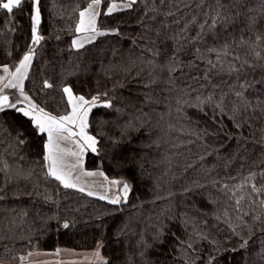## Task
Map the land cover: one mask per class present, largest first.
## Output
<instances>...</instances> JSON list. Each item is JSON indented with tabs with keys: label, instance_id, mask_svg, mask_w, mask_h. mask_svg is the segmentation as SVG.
<instances>
[{
	"label": "trees",
	"instance_id": "obj_1",
	"mask_svg": "<svg viewBox=\"0 0 264 264\" xmlns=\"http://www.w3.org/2000/svg\"><path fill=\"white\" fill-rule=\"evenodd\" d=\"M117 1L101 0L106 34L79 49L91 0H41L36 45L30 0L0 11V66L33 48L24 91L57 117L64 87L99 97L84 167L130 186L119 204L63 187L47 135L0 115V264L98 245L107 264H264V0H137L106 15Z\"/></svg>",
	"mask_w": 264,
	"mask_h": 264
},
{
	"label": "snow or ice",
	"instance_id": "obj_2",
	"mask_svg": "<svg viewBox=\"0 0 264 264\" xmlns=\"http://www.w3.org/2000/svg\"><path fill=\"white\" fill-rule=\"evenodd\" d=\"M31 11L29 13L31 20V41L33 45L39 44L43 39L41 35L38 34V27L41 23V11L40 2L41 0H30ZM25 0H0V11H4L6 14H13L15 9H21ZM137 3V0H124L121 5L112 4L107 8L106 15H110L115 9L120 7L121 9H130L133 5ZM101 6V0H91L88 6L79 12V20L75 28L76 33L85 34L82 38L74 39L72 45L74 48H82L85 43H91L95 40L96 36H102L106 33L100 30L97 26V18L100 12L97 9ZM218 19V17H217ZM217 19H214L213 26L217 23ZM259 39V37L257 38ZM214 51V49H213ZM34 52L33 48L23 56L19 64L15 67L14 72H10L7 66H4L2 71L6 75H0V115L6 113L9 110L15 111L20 117L27 119L30 122V126L35 130L37 135H47V142L44 144V149L46 155L44 160L49 162L48 175L59 181L65 188H75L77 185L72 182L71 179V169L80 167V160L85 148L91 149V151L96 152L97 140L95 137L88 135L86 132L87 128V117L92 106H95L96 101L99 97H92L91 101L86 100L84 96H75L72 93L70 87H64L63 92L68 97V104L71 106V113L67 115H61L59 117L51 115L44 111L43 108H39L28 95L24 92V80L27 78L28 69L31 64L32 54ZM256 56L259 57L260 53L257 52ZM238 59V57H237ZM247 63V61H245ZM234 71H239V69H233ZM45 87H51L50 84L45 82ZM242 87H244L242 85ZM6 89H15L18 92V96L14 101H10L8 94H5ZM236 95L240 97L242 94L237 92ZM22 102H27L23 106ZM88 105L89 107H85ZM106 106H111L107 104ZM219 107V106H217ZM78 127V132H74L72 127ZM18 136L21 137L20 143H24L23 129H18ZM79 136L80 139L75 141L76 147L79 149L78 152L68 153L71 156L76 157V163L67 164L63 161L62 157L65 155L64 150L60 148V142L68 140L70 137ZM67 169V170H66ZM103 175V173H99ZM86 176H94L97 173L87 172L84 173ZM107 179V178H105ZM112 185H116L118 181H110ZM80 191H84V188H79ZM255 191V186H253ZM129 185L124 183L121 188V193L123 194L125 200L129 193ZM88 195H95V193L88 192ZM99 199H108L111 204H119L121 201V196L116 195L112 198H108L106 195H100ZM240 201L237 200V204ZM63 227L65 229L69 228L68 223H64ZM102 245H98L97 250L93 253L99 264H107V261L101 256L99 248ZM59 250H57V255ZM32 255V253H29ZM25 259L24 257L21 258Z\"/></svg>",
	"mask_w": 264,
	"mask_h": 264
},
{
	"label": "rangeland",
	"instance_id": "obj_3",
	"mask_svg": "<svg viewBox=\"0 0 264 264\" xmlns=\"http://www.w3.org/2000/svg\"><path fill=\"white\" fill-rule=\"evenodd\" d=\"M124 2V1H123ZM123 2H112L110 5H112V4H117V5H121ZM109 5V6H110ZM120 10H123V9H121L120 7H118L117 9H115L112 13H114V12H117V11H120ZM97 11H99L100 13H101V6L97 9ZM100 16V15H99ZM99 18V17H98ZM98 18H97V24H98ZM83 35H85V34H81V33H78V35H77V38L76 39H78V38H82V36ZM97 37H99V36H96V38ZM95 38V39H96ZM93 42V41H92ZM85 44H89V43H85ZM84 44V45H85ZM32 57H33V55H32ZM31 62H32V60H31ZM19 64V63H18ZM31 65V64H30ZM3 67L4 66H0V75H6L5 73H3V71H2V69H3ZM8 67V66H7ZM9 68V71L10 72H14L15 71V68H10V67H8ZM30 68V67H29ZM28 71H29V69H28ZM25 81V80H24ZM24 83V82H23ZM25 92V91H24ZM5 94H8L9 96H12V100L11 101H14L15 99H16V97L18 96V92L15 90V89H6L5 90ZM25 94H26V92H25ZM26 95H28V94H26ZM74 95V94H73ZM66 98H67V100H68V97H67V95H66ZM27 102H22V104L21 105H18V106H23L24 104H26ZM95 106H96V104H95ZM95 106H92L91 107V110L89 111V113H88V117H87V128L85 129L86 130V132H87V134L88 135H91L90 133H89V127H88V125H89V118H90V114H91V111H92V109L95 107ZM85 107H89L88 105H85ZM71 111H72V109H71V106H70V111L67 113V114H70L71 113ZM67 114H65V115H67ZM69 127H72V130L74 131V132H78V127H73V126H71V125H69ZM92 136V135H91ZM78 138H80L79 136H78ZM77 140H79V139H77ZM70 140H65L64 142L63 141H61V144H60V148L62 149V150H64V153H65V155L62 157V159L63 158H65V159H68V158H70V157H72L71 155H69L68 154V151L69 152H73V151H78L77 149L76 150H73L72 151V148L71 147H69V145H71L70 144V142H69ZM69 143V144H68ZM88 150H91V149H88ZM47 163H49L48 161H47ZM49 166V165H48ZM73 173H77V171H75V169H74V171H73ZM73 178H75L74 177V175L72 174L71 175V179H73ZM77 181H76V183L77 184H82L83 185V183H84V181H83V183H80V181H81V176L79 177V178H77L76 179ZM90 181H92L93 183H101V181L99 180V181H97V182H95V178H90L89 179ZM117 181V180H116ZM110 182V181H109ZM109 182H107L106 184H105V186L108 184V185H112V184H110ZM118 184H116L117 186H118V188H122V186H123V184L124 183H127V182H125V181H122V180H118ZM128 184V183H127ZM116 185H113L114 187L116 186ZM129 185V184H128ZM102 189H106V191H108V188H107V186L106 187H103ZM121 190V189H120ZM109 191H112L111 193H114L113 192V190L112 189H109ZM117 193H119V191H117ZM122 194V193H121ZM123 195V194H122ZM111 196H113V195H111ZM121 196V195H120ZM124 197V196H123ZM57 250H59V254L57 255ZM57 250H55V251H53V252H43V251H40V250H38L37 248H34V249H32V250H30V252H28L27 254H25L23 257L25 258V259H20V261L18 262V264H89V263H99V261H97L96 260V258H95V256L93 255V253L97 250V249H95V250H93V251H75V250H72V249H67V248H59V249H57ZM29 253H32V255H29ZM102 256V255H101Z\"/></svg>",
	"mask_w": 264,
	"mask_h": 264
},
{
	"label": "crops",
	"instance_id": "obj_4",
	"mask_svg": "<svg viewBox=\"0 0 264 264\" xmlns=\"http://www.w3.org/2000/svg\"><path fill=\"white\" fill-rule=\"evenodd\" d=\"M9 97H10V101H11L12 100V96H9ZM77 139H80V138H78V136H73V137H70L68 139V140H70L69 142H70L71 145H69V147L72 148V151L76 150V149L79 151V149L76 147V145L74 143L75 141H77ZM60 144H61V142H60ZM78 151H76V152H78ZM88 151H89L88 148H85V150H84V152L82 154L81 160H80V167L75 168V171H77V173H73L74 169H71V175L73 174L74 177H75V178L72 179V182L77 185V187H75V189L79 190V188H84L85 190L82 191V192H85L87 194H88V192L95 193V195H91V196H94V197H97V198H99L100 195H106L109 199L114 197V196H116V195H119V196L121 195L120 203L124 202L125 198L121 194V190H120L121 188H118L117 185L114 187L113 185H108L107 184L106 186L108 188V191H106V189H102L103 187H106L105 184L107 182L113 181V180L116 181V179L107 178L105 176V174L101 170H92V171H90V170H86L85 169L84 160H85V157H86V154H87ZM73 152H75V151H73ZM68 153H70V152L68 151ZM63 161L65 163H67V164H74V163H76V157L72 156V157H70L68 159L63 158ZM48 165H49V163H48ZM87 172L97 173V175H94V176H91V177L84 175V173H87ZM99 173H103V175H100ZM80 176H81L80 183H83V181H84L83 185L76 183V181H77L76 179L79 178ZM90 178L91 179L95 178L96 179L95 182L100 180L101 183H93L92 181L89 180ZM105 178H107V179H105ZM109 189H112L114 193H111L112 191H109ZM129 189H130V186H129ZM117 191H119V193H117ZM111 195H113V196H111ZM128 195H129V193H128ZM128 195H127V197H128ZM104 200L108 201V199H104Z\"/></svg>",
	"mask_w": 264,
	"mask_h": 264
}]
</instances>
